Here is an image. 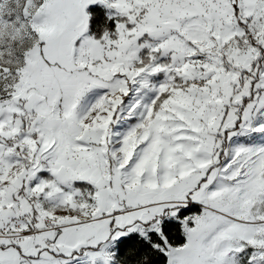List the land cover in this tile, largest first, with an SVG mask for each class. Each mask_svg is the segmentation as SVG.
Instances as JSON below:
<instances>
[{
	"label": "snow or ice",
	"instance_id": "6c2138e0",
	"mask_svg": "<svg viewBox=\"0 0 264 264\" xmlns=\"http://www.w3.org/2000/svg\"><path fill=\"white\" fill-rule=\"evenodd\" d=\"M0 264H264V0H0Z\"/></svg>",
	"mask_w": 264,
	"mask_h": 264
}]
</instances>
